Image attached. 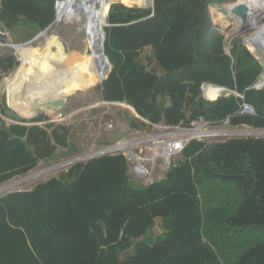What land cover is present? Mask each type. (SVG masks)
Listing matches in <instances>:
<instances>
[{"label": "trees", "instance_id": "trees-1", "mask_svg": "<svg viewBox=\"0 0 264 264\" xmlns=\"http://www.w3.org/2000/svg\"><path fill=\"white\" fill-rule=\"evenodd\" d=\"M55 1L0 0V28L29 39L52 23ZM233 1L153 0V9L111 4L104 53L112 68L99 86L101 99L132 106L138 117L131 128L146 129L143 119L175 125L231 114L233 126L263 128L264 86L254 87L262 66L239 37L226 53L210 19V5ZM16 64L12 50L0 51V79ZM104 68L105 62L100 80ZM203 83L242 95L255 114H238L242 98L233 93L199 110ZM42 120L6 126L0 116V184L69 146V125L41 126ZM130 177L122 153L105 154L30 189L0 194V264H264V240H236L247 228H264V137L194 139L162 179L143 186ZM214 179L231 186L211 190ZM157 217L164 232L152 240ZM95 223L103 229L99 240L90 232Z\"/></svg>", "mask_w": 264, "mask_h": 264}, {"label": "rangeland", "instance_id": "rangeland-1", "mask_svg": "<svg viewBox=\"0 0 264 264\" xmlns=\"http://www.w3.org/2000/svg\"><path fill=\"white\" fill-rule=\"evenodd\" d=\"M125 4L118 0L112 1L111 4L113 3H120L126 7H136V8H144V9H149L152 7L150 6L151 3H153V0H123ZM238 0H235L237 2ZM135 2V3H133ZM234 3V2H233ZM229 3H223V4H213L210 5L209 7V14H210V19L214 27L220 31L224 35V50L226 53H229V48H230V40L235 36L239 37L242 39L243 43L247 47V43L245 41V38L254 35V29H250L249 31L245 32L243 35H238V24L237 20L232 17L228 10V5ZM107 5L106 9L108 10V4L105 2L100 9V13L105 17L104 13V7ZM56 3L54 5L55 8V16L53 19V22L49 25L47 30L43 35H41L38 39L33 40V42H30L33 37L23 40L22 35L23 31L11 34L8 30H4L0 28V41L3 44L6 43H12V44H19L23 45V47L32 49L35 53L39 54L42 53L45 48H46V43L50 39L55 40L56 47L61 51V54L63 57H69L72 55H78L80 53H83L84 51L87 53L89 52V48L86 47L87 41H86V30L84 28V25L86 23V17L83 16L81 18V21L78 22L76 20H70L66 19L65 17L61 19L58 22H54L55 17H56ZM109 12V11H108ZM108 16V14H107ZM259 23H264V20H262ZM107 17H106V23L104 27L107 25ZM237 26V27H236ZM103 27V31H104ZM105 32V31H104ZM2 33V34H1ZM57 35V36H56ZM65 41L68 45L67 51H65L64 44L60 40V38ZM22 39V40H21ZM104 47V43H103ZM12 50L14 55L16 56L17 59V64L16 66L6 73L5 75H2L0 79V85H2L5 81L11 80L12 78H16V74L18 71L21 69V58L20 55H18V51L9 46H2L0 48V51L3 50ZM71 49L78 50L79 52H72ZM149 48L143 49L140 55V61L142 64H146L147 62V57L146 53L148 52ZM248 49V47H247ZM249 50V49H248ZM250 51V50H249ZM253 55L254 53L251 52ZM149 54V53H148ZM256 57V55H254ZM258 61L260 62L262 66L261 73L259 75V80H263L262 76L264 74V65L261 62V60L256 57ZM89 67L97 74L99 80L96 82L94 85L91 87L85 88L84 90H77L73 93H67V94H62L60 97L65 98V104L60 108V109H53V108H42L39 109L38 115L43 116V120L39 121L38 124L41 126H45L47 123H54L59 124V123H64L66 125H69L70 127V134H69V146L66 148H60L58 147L57 150L55 151V154L52 158H50L47 161H43L37 166H35L33 169L28 171L24 175H20L17 177H14L10 180H8L5 183L12 182V184L4 189L0 190V194L6 193L9 191H14V190H27L32 188L35 184L41 181H45L49 177L53 175H58L61 172L65 171L66 165H59L58 167L52 168L56 163H59L63 160L69 159L71 157H75L78 154H81L82 152H85L90 149L92 145L100 147L103 145H109L112 144L116 141L123 139H126L130 136L135 135L134 134V128L130 127V122L134 117H137L138 114L137 112L133 111V114H130L128 111L124 110H117L115 107H112V114H109L105 116L106 119H112L113 123V128L112 129H104L102 128L100 123H97V121L100 119L101 116V108L98 105V100L100 98L99 94V86L101 84L100 81V69H102L104 60L101 58V55L95 58H89L87 60ZM112 68V66H111ZM70 73V66L68 64V61H65L62 63L55 75H49L48 79H51L52 77L55 79V82L61 81L64 79H67L68 75ZM36 75H33L31 77V80H22L20 77H17V82L19 84V88L15 91V98L14 100L16 101L15 108L17 111L23 110V109H28L30 112L28 115L23 114L24 116H29L32 115L33 112V106L40 101L39 99L35 97H28L29 93H31V90L34 86L40 87L42 84L37 83L35 80ZM47 79V80H48ZM29 88V89H28ZM18 93V94H17ZM8 97L6 94V91L3 95L0 94V105L1 101L5 100L7 101ZM44 100V99H42ZM22 101H26L27 105L26 107H23L21 104ZM97 104V105H96ZM96 105V106H92ZM94 107V108H93ZM1 111V110H0ZM24 111V110H23ZM137 115V116H135ZM1 118L6 122L7 119L5 118L4 114L0 112ZM95 118V119H94ZM93 120H96L93 121ZM102 120H104L102 118ZM163 124L164 122H158V124ZM30 125V124H27ZM218 129L223 128V129H258V128H253L250 125L247 124H242V125H217L216 126ZM147 132L154 131L153 127H147ZM260 129H264L260 128ZM238 136H254V137H264V135L260 134H252V135H238ZM223 138H227L229 136H222ZM211 140V139H210ZM73 147V148H72ZM180 156L173 157L171 158V163H176V161L179 160ZM77 163V162H76ZM160 164V161H156L153 168V180H157L159 175H158V166ZM42 171V172H40ZM40 172L38 174H34ZM34 174V175H33ZM27 176V177H26ZM131 182L133 183H139L141 185H146V182L144 180L136 179L133 177H130ZM3 183V184H5ZM213 185H211L212 189L216 190L217 192L219 191H224L226 190L227 186H231L230 183L226 182H221L218 179L213 180ZM3 184H0L3 185ZM164 232V228L161 225V219L157 217L154 221V225L152 227L151 232H149L150 237L152 240H156L158 237H160ZM237 241H242V240H247V241H256V240H264V228H255V227H250L245 229L243 232H241V235L236 239ZM122 258H124L125 253L121 254Z\"/></svg>", "mask_w": 264, "mask_h": 264}, {"label": "bare ground", "instance_id": "bare-ground-1", "mask_svg": "<svg viewBox=\"0 0 264 264\" xmlns=\"http://www.w3.org/2000/svg\"><path fill=\"white\" fill-rule=\"evenodd\" d=\"M111 1L114 0H59L57 3L54 22H58L64 17L66 19L80 22L83 16L86 17V23L84 25L86 30V47L90 50L87 53L84 51L78 55L63 57L61 51L56 47L55 40L53 38L47 41L45 50L39 54L35 53L32 49L23 47V45L12 44V47L18 51V55H20L22 63L21 69L15 75L16 78L6 81L5 86L8 97L6 102L12 107H17L15 106L16 101L14 100L16 97L15 91L19 88V84L21 83L16 81L17 77H20L22 81L31 80V78H33L31 76L36 75L35 81L42 84V86H34L31 93L27 96L31 98L35 97L40 101H42V99L56 98L62 94L73 93L77 90H84L85 88L91 87L98 82L99 78L89 67L87 60L89 58L100 56V50L102 49L104 43L103 27L106 23V15L103 18L100 13V9L105 2L109 5ZM238 2L247 3L252 11L253 8L258 9L259 7L258 0H238ZM228 8L230 9V7ZM250 23L252 26L256 25L253 18H251ZM45 31L33 38L30 42L38 39L45 33ZM245 41L248 49L253 52L264 65V26L258 28L254 35L246 37ZM64 48L65 51H67L65 46ZM65 61H68L70 66V73L67 79L57 82H55L53 77L48 79L49 75H55L57 73L59 66ZM262 78L264 79V74ZM204 94L206 97L212 99L216 96L217 90L213 87H209L205 89ZM12 97L14 98L12 99ZM21 104L23 107H26L27 102L22 101ZM23 110H19L22 115L26 113L28 115L30 113L26 108ZM40 172L34 174H38Z\"/></svg>", "mask_w": 264, "mask_h": 264}, {"label": "built area", "instance_id": "built-area-1", "mask_svg": "<svg viewBox=\"0 0 264 264\" xmlns=\"http://www.w3.org/2000/svg\"><path fill=\"white\" fill-rule=\"evenodd\" d=\"M59 0H56L57 5ZM234 2V3H233ZM228 5V7H233L237 2L233 1ZM258 9L253 8V20H255L256 25H253L254 33L264 26V23H259L264 20V0H258ZM229 10V8H228ZM12 47V43L3 44L0 41V48L2 46ZM213 87L217 90V94L214 98L233 93L242 98V102L239 107L238 114H249L254 115V108L243 101V96L236 93L235 91L226 89L223 86L213 85L208 83H203L201 85V90L203 95L207 100H212L214 98H208L205 96L204 92L206 88ZM111 104H117L118 102H107ZM234 114L227 115L224 119L219 122H210L206 120L203 116H198L189 121V123H178L175 125L161 123H150L149 121L143 119L148 127H153L154 131L147 132V129H134L133 136L126 139H121L109 145H103L100 147L92 145L89 150L82 152L81 154L71 157L69 159L63 160L59 163L51 166L52 168L58 167L59 165H66V169L76 162H84L88 159L98 157L105 154H115L122 153L128 163L129 175L133 178L144 180L146 185L152 183L153 181V168L156 161H160L158 166V179H162L167 173L171 163V158L180 156L183 149L187 144L194 139L197 140H212L217 139L222 136H238V135H254L260 134L264 135V129H218L217 125H231V118ZM104 129H112L113 123H104ZM157 179V180H158Z\"/></svg>", "mask_w": 264, "mask_h": 264}, {"label": "water", "instance_id": "water-1", "mask_svg": "<svg viewBox=\"0 0 264 264\" xmlns=\"http://www.w3.org/2000/svg\"><path fill=\"white\" fill-rule=\"evenodd\" d=\"M111 3H112V1L109 3L108 10L106 13V17H107ZM150 6L153 9V6H154L153 3H151ZM229 12L232 15V17L234 19H236L239 23L238 24V27H239L238 35H243L245 32L249 31L250 29H253V27L250 23L251 17L253 16V11L247 3L238 2L233 7H231L229 9ZM49 25L46 28H44L43 30H41L40 32H38L33 38L37 37L40 33L45 31L49 27ZM103 38L105 39V32H103ZM60 40L63 42L64 46L66 48H68L67 43L65 41H63L61 38H60ZM100 55H101V58L105 62V68L103 70V76L101 77V80H100L102 82L103 80H105L107 78V76L111 70V64L108 61L107 56L104 53L103 46H102V49L100 50ZM148 57H151V54H148ZM5 84H6V81L2 85H0V94L1 95H3L6 91ZM208 85H210V84H208ZM262 86H264L263 80L258 79V81L255 83L254 87H262ZM206 100L207 99L204 97L203 91L200 89L198 91L196 97H195V107H197L201 111H204L203 102ZM64 104H65V98L64 97L58 96V97L52 98V99H44L42 101H38L33 106L32 115L24 116L19 111H17L15 108L10 106L5 100H2L1 105H0V110L4 114L5 118L7 119V121L5 122V125L9 126L12 124H30V123H32L33 119L38 116L39 109L47 108V107L53 108V109H60ZM15 137L19 138L20 140L25 139L23 136H15V135L11 136L10 138L13 139ZM11 184H12L11 182L5 183V184L1 185L0 187H1V189H4V188L9 187ZM90 232H91V234L96 236V238L99 240L102 233H103V229L99 223H95L90 227Z\"/></svg>", "mask_w": 264, "mask_h": 264}, {"label": "crops", "instance_id": "crops-1", "mask_svg": "<svg viewBox=\"0 0 264 264\" xmlns=\"http://www.w3.org/2000/svg\"><path fill=\"white\" fill-rule=\"evenodd\" d=\"M71 51L72 52H79L78 50H74V49H71ZM99 102H98V105L100 106V108H101V110H102V112H101V116H100V119L97 121V123H100L99 125H101L102 126V128H104V123H106V122H112L111 120L112 119H106L105 118V116H107L108 114H109V116H110V114H112V112L113 111H111L112 110V107H115L117 110H122V111H124V110H126V111H128L130 114H133V111H134V109L130 106V105H128V104H126V103H124V102H118L117 104H109V103H107L106 101H104V100H102L101 99V97L99 98V100H98ZM97 105V104H96ZM96 105H92V106H96ZM94 108V107H93ZM135 116H137V115H135ZM138 117V116H137ZM102 118L104 119V120H102ZM95 119V118H94ZM93 121H95L96 122V120H93ZM135 129V128H134Z\"/></svg>", "mask_w": 264, "mask_h": 264}]
</instances>
